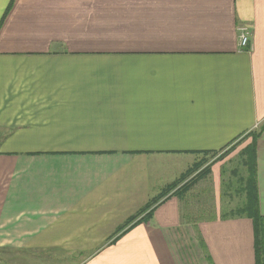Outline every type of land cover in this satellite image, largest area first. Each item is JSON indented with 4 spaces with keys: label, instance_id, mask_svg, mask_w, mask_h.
I'll list each match as a JSON object with an SVG mask.
<instances>
[{
    "label": "crops",
    "instance_id": "1",
    "mask_svg": "<svg viewBox=\"0 0 264 264\" xmlns=\"http://www.w3.org/2000/svg\"><path fill=\"white\" fill-rule=\"evenodd\" d=\"M0 251L264 264V0H0Z\"/></svg>",
    "mask_w": 264,
    "mask_h": 264
},
{
    "label": "trees",
    "instance_id": "2",
    "mask_svg": "<svg viewBox=\"0 0 264 264\" xmlns=\"http://www.w3.org/2000/svg\"><path fill=\"white\" fill-rule=\"evenodd\" d=\"M244 157L242 159V163L243 165L247 168V171H248V178L247 179H250L251 182H249V180L247 182V188L249 190V187H250V183L253 184V190L251 192V195L250 197L249 196V193H248V196H247V201L246 203L240 207L238 209V211L242 214H250L249 212L252 211V213L256 212V209H257V201H256V194H255V191H254V187H255V184H254V181L252 182V180H254V177H255V155H254V149L250 146V147H247L245 150H244ZM201 162L200 163H197L195 164L193 167L189 168L181 177H179V179H177L176 181H174L171 185H169L166 190L162 193L161 196L167 194L171 189H174L178 186V184H180V182H182L185 178H187L189 175H192L194 172H196L200 167H201ZM207 166L204 167L203 169H201L198 173H196L195 175L191 176L190 180L184 182L179 188L178 190L180 191H185L191 184H193L194 181L202 178L203 176L206 175L207 173ZM156 202L155 201H151L148 203V205L145 207V209H143L141 212L145 211L146 209L152 207L154 205V203ZM137 215L131 217L127 223L131 222L132 220L135 219Z\"/></svg>",
    "mask_w": 264,
    "mask_h": 264
},
{
    "label": "rangeland",
    "instance_id": "3",
    "mask_svg": "<svg viewBox=\"0 0 264 264\" xmlns=\"http://www.w3.org/2000/svg\"><path fill=\"white\" fill-rule=\"evenodd\" d=\"M235 158L233 161V165H229L227 168V173L224 174V180H225L224 184L226 188L225 192L227 193L229 190L231 192L232 188L238 186V181L235 178L241 176L242 175L241 172L245 171V167L240 164L239 158L237 157L236 160ZM201 165H203V162L201 163ZM232 168L236 169L234 170L235 172L234 175H230L229 173L230 172L229 170H231ZM233 179H235L236 181L234 180V182H232ZM230 199H233V197H231ZM242 200L244 201V196ZM229 202L232 203V201ZM184 205L185 206H183V210H186V203ZM44 260H48V258H45L44 256H40V255L36 256L34 253L31 254L30 252L27 254L25 252L20 253L16 251H0V264H44L45 262Z\"/></svg>",
    "mask_w": 264,
    "mask_h": 264
},
{
    "label": "built area",
    "instance_id": "4",
    "mask_svg": "<svg viewBox=\"0 0 264 264\" xmlns=\"http://www.w3.org/2000/svg\"><path fill=\"white\" fill-rule=\"evenodd\" d=\"M239 45L241 47H245L249 44H251L252 39V33L250 31V28L248 26H241L239 29Z\"/></svg>",
    "mask_w": 264,
    "mask_h": 264
}]
</instances>
